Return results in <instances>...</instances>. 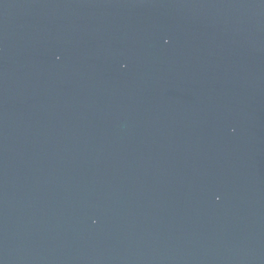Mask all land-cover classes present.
I'll return each mask as SVG.
<instances>
[{
  "label": "water",
  "instance_id": "water-1",
  "mask_svg": "<svg viewBox=\"0 0 264 264\" xmlns=\"http://www.w3.org/2000/svg\"><path fill=\"white\" fill-rule=\"evenodd\" d=\"M0 264H264V0H0Z\"/></svg>",
  "mask_w": 264,
  "mask_h": 264
}]
</instances>
